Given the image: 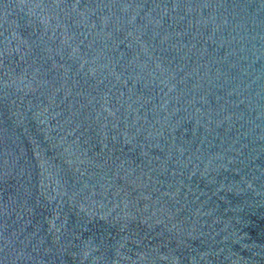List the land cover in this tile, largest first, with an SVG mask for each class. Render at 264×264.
Listing matches in <instances>:
<instances>
[{"label":"water","instance_id":"1","mask_svg":"<svg viewBox=\"0 0 264 264\" xmlns=\"http://www.w3.org/2000/svg\"><path fill=\"white\" fill-rule=\"evenodd\" d=\"M0 264H264V0H0Z\"/></svg>","mask_w":264,"mask_h":264}]
</instances>
